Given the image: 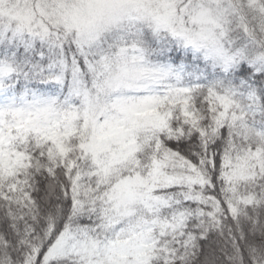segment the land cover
I'll return each instance as SVG.
<instances>
[{"label": "snow or ice", "instance_id": "6c2138e0", "mask_svg": "<svg viewBox=\"0 0 264 264\" xmlns=\"http://www.w3.org/2000/svg\"><path fill=\"white\" fill-rule=\"evenodd\" d=\"M0 264H264V0H0Z\"/></svg>", "mask_w": 264, "mask_h": 264}]
</instances>
